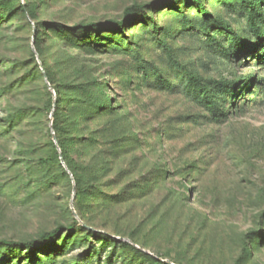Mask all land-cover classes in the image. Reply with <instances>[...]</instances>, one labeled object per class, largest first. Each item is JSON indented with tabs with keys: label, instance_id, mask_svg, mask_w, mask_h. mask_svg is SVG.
Listing matches in <instances>:
<instances>
[{
	"label": "rangeland",
	"instance_id": "1",
	"mask_svg": "<svg viewBox=\"0 0 264 264\" xmlns=\"http://www.w3.org/2000/svg\"><path fill=\"white\" fill-rule=\"evenodd\" d=\"M201 3L0 0V264H264V0Z\"/></svg>",
	"mask_w": 264,
	"mask_h": 264
},
{
	"label": "trees",
	"instance_id": "2",
	"mask_svg": "<svg viewBox=\"0 0 264 264\" xmlns=\"http://www.w3.org/2000/svg\"><path fill=\"white\" fill-rule=\"evenodd\" d=\"M168 2H172L174 0H167ZM196 6L199 8L201 13L203 14V5L201 3V0H191ZM140 14L145 16L143 11H140ZM139 14V15H140ZM204 15V14H203ZM131 18V14L129 11H126L124 15L123 21L120 22H109V25H104L98 27L96 24H90L84 30L87 31L88 37L90 36H96L97 34L101 33L105 29L108 30V32L112 31H118L120 30L127 21ZM73 45H77L76 43H73ZM86 46V44H85ZM89 46V43L87 44ZM96 48L99 47L98 45L95 46ZM100 48V47H99ZM75 89V94L72 96V98L67 99V101L64 102L65 104V113L66 118L70 120V124L73 126L74 131H77V135L75 139L84 140V141H93L89 138H87L85 135H82V131L84 130L81 128V125L79 122H88L96 120L98 116L101 115H109L112 114V108L110 105L104 106L103 103L100 102V95H99V86L91 83V88L87 86H78ZM56 93V91H55ZM61 104L58 106L60 107ZM54 108V112L52 114L53 122H52V132L57 134L60 131V123L59 119L57 117V112L62 110L63 108L59 107ZM47 109L51 111L53 107V100L50 98L46 105ZM82 135V136H79ZM89 139V140H88ZM58 148L60 149L61 153L60 156L55 153V157L57 162H60V157L63 161V163L68 164L69 167V160L67 157V154L65 152V149L63 148V145L58 141L57 143ZM43 163H46V161H43ZM58 232V229L48 232L46 234L41 235L39 238L28 241L26 243H14V242H0V245L4 246H13V247H24L25 249L29 250L30 252H34L35 247L39 245H43L46 240L48 239H54Z\"/></svg>",
	"mask_w": 264,
	"mask_h": 264
},
{
	"label": "water",
	"instance_id": "3",
	"mask_svg": "<svg viewBox=\"0 0 264 264\" xmlns=\"http://www.w3.org/2000/svg\"><path fill=\"white\" fill-rule=\"evenodd\" d=\"M53 140L55 141V138H54V137H53ZM60 161H61V163L63 164V161H62L61 157H60Z\"/></svg>",
	"mask_w": 264,
	"mask_h": 264
}]
</instances>
